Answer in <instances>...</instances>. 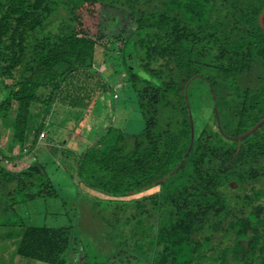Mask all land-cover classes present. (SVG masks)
Returning <instances> with one entry per match:
<instances>
[{
	"label": "trees",
	"instance_id": "1",
	"mask_svg": "<svg viewBox=\"0 0 264 264\" xmlns=\"http://www.w3.org/2000/svg\"><path fill=\"white\" fill-rule=\"evenodd\" d=\"M263 6L264 0H0V86L5 91L0 126L10 131L19 154L24 148L30 152L44 129L48 121L39 118L49 104L57 101L68 112L76 111L72 118L77 120L88 109L78 100L90 98L92 81L84 80L96 71L97 47L113 65L125 64L143 127L131 133V144L123 140L124 129L109 126L77 154L71 150L78 177H69L73 183L111 196L152 187L188 146L185 82L200 78L210 92L216 130L209 128L205 136L201 128L168 181L155 184L159 188L142 200L128 199L133 222L125 229L113 226L110 238L116 249L107 261L113 256L119 259L116 264H264V122L238 146L224 136H235L264 116V32L258 22ZM108 10L127 15L123 24L132 21L130 32L107 37L110 29L99 12ZM127 53L146 76L126 67ZM102 84L95 93L107 88V82ZM34 103L40 105L36 115ZM13 105L14 113L9 110ZM160 107L169 109L165 123L158 121ZM192 121L194 127L193 116ZM27 138L30 144L23 147ZM49 163L37 160L4 171L3 178L13 185L0 191V227H20L17 234L10 230L18 240L15 251L32 258V264H99L81 253L71 224L19 218L18 204L57 194ZM230 180L236 187L222 189ZM229 191L233 196L228 197Z\"/></svg>",
	"mask_w": 264,
	"mask_h": 264
},
{
	"label": "rangeland",
	"instance_id": "2",
	"mask_svg": "<svg viewBox=\"0 0 264 264\" xmlns=\"http://www.w3.org/2000/svg\"><path fill=\"white\" fill-rule=\"evenodd\" d=\"M100 8L101 6L99 9ZM122 16L123 14H121L120 11L108 10L107 13L102 11L101 14L99 12V17L100 20L102 19L103 26L106 29H110L107 37H111L120 31L122 34L130 32L133 23L130 20L123 24L124 18H126L127 15ZM122 26H125L126 31L121 30ZM92 66L96 69V71L93 72V78L84 80L86 82L92 81L90 85L93 89L89 94L90 98L87 100L80 98L78 100L80 104L84 103L87 105L88 109L85 110L82 116L80 115V119L77 120L74 119L75 116H78L76 111H74V113L68 112L67 108L57 101H54L53 104H49L45 115L40 117L41 114H39L37 116V118L40 117L39 121L42 119L48 121L43 125L44 129H46V135L42 138H35L36 141L32 145L26 159L21 158L9 160L7 162L3 161L0 164V183L2 185L8 179V177L3 178L5 170H16L12 168L13 162L16 168H21L27 167L31 162L36 163L37 160L42 163L46 162L47 164L50 159H53V163L51 162L49 166H47L50 168L47 173L51 171L53 178L57 181V194L54 196L30 199L29 201L27 200L23 206L19 204L17 207V213L21 214L19 218L22 220L27 218L28 221H33V223L36 224L43 222L49 225L64 224L68 226L71 224L72 231L79 239L80 247H83L81 253L84 252L85 256L88 258H97L99 264H116L119 259L116 258L115 260L113 256L107 261V256H110L112 251L116 249V246H113L112 239L110 238L111 233L116 230L114 227H118L117 229L129 227L133 222L134 217H132V215L135 211L133 204L128 202H130V200L132 201V199L142 200L140 197L141 195L155 191L157 186L145 188L143 191L131 194L125 193L121 196H111L104 194L102 191L83 186L79 182L74 181L73 183L71 180H68L71 175L75 177V179L78 178L75 176V160H72V157H74L79 150L86 148L91 142L96 141L102 136L105 127L112 126V131L117 128L124 129L125 133L123 135V140L127 144H131L133 138L131 133L140 131L144 124V120L134 104L133 98L135 95L130 91L131 87H128L126 83L127 81L124 73L125 64L119 61V64H116V66H118L116 68V66L111 63V59L103 56L101 47H97ZM130 66L133 68L134 65ZM130 66L126 59V67L130 68ZM134 71L140 76H146L140 69H134ZM77 80L75 81L77 82ZM104 82H107V88L95 93V90L101 89L102 83ZM187 88L190 109L194 118V137L200 136L198 131L203 127H205V132L202 135L206 133L205 136H208L211 134L208 129L212 128L215 131L216 125L212 118V100L207 85H205L200 78H193ZM38 91L45 92V89L40 87ZM4 92V89L0 86V98H2ZM39 106L40 105L37 103H34L31 107L35 115L39 110ZM9 110L14 113V105L13 107L11 106ZM168 113L169 109L167 107H160L158 121L160 123H165L168 120ZM72 116L74 118H72ZM34 133L35 132L32 130L30 136H34ZM70 134H72L71 138H69ZM74 139L76 143H78L76 144L78 147L74 146ZM26 141L27 146L30 139L27 138ZM43 145L46 146L44 147ZM74 148L75 151L78 150L76 154L71 151H74ZM166 181H168V178L165 182ZM28 182L29 180L27 183ZM3 186L4 184L2 187ZM232 193L233 192L229 191L228 197L233 196ZM113 213H117L116 216H113ZM113 223L116 225H111ZM5 226L6 229L3 226L0 227V239H2L1 235L6 233L8 229V224ZM11 229L17 234L20 227L16 226ZM12 235L15 234L11 232V236ZM13 239L18 241L17 238L13 237ZM16 241L13 243L17 244ZM8 248L9 247L6 248L5 252L0 253V264H32L34 261L32 258L20 257L17 254L15 257L14 248L11 246L9 251ZM120 250L123 251L124 249ZM76 251L79 252L80 250ZM102 253H106V255ZM123 255L122 253V256ZM132 264L142 263L140 260L138 263L134 260Z\"/></svg>",
	"mask_w": 264,
	"mask_h": 264
},
{
	"label": "water",
	"instance_id": "3",
	"mask_svg": "<svg viewBox=\"0 0 264 264\" xmlns=\"http://www.w3.org/2000/svg\"><path fill=\"white\" fill-rule=\"evenodd\" d=\"M263 16H264V6L261 8L260 12H259V15H258V22H259V26L262 28L263 32H264V22H263ZM57 21H59V19H57ZM56 21V22H57ZM126 59H127V62L130 65H134L133 68L130 66L131 69H139L137 68V63H136V59L134 58V55L132 53H129L127 56H126ZM193 79V77H190L184 84V88H183V95H184V100H185V105H186V108L188 110V116H189V120H190V138H189V142H188V146H187V149L184 151L183 153V156L181 157V159L167 172L165 173L164 175H162L161 177H159L158 179H156L155 181H153L151 184H156L158 182H162L163 180H165L169 175H171L173 173V171H175V169H177L181 163L183 162V160L185 159V157L187 156L188 154V151L190 150L191 148V145H192V142H193V139H194V127H193V121H192V115H191V111H190V104H189V101H188V95H187V87H188V84L189 82ZM214 112H215V116H216V123L218 125V128H220V125H219V118H218V113H217V110H216V106L214 104ZM264 122V116L261 117L260 119H258L252 126H250L249 128H247L245 131L237 134V135H226L224 133V136L226 138H229V139H234L237 141V146L239 145L240 143V140L244 137H246L247 135H249L250 133H252L254 130H256L260 124H262ZM221 129V128H220ZM236 181L235 180H230L228 181L224 186H222V189H225L226 187H230L231 189H234L236 187ZM143 187H147L146 186H143ZM135 190H130L128 191L127 193L128 194H131L133 193Z\"/></svg>",
	"mask_w": 264,
	"mask_h": 264
},
{
	"label": "crops",
	"instance_id": "4",
	"mask_svg": "<svg viewBox=\"0 0 264 264\" xmlns=\"http://www.w3.org/2000/svg\"><path fill=\"white\" fill-rule=\"evenodd\" d=\"M31 110H32V108H31ZM33 111V110H32ZM35 120H37L38 121V118L36 117L35 118ZM3 128L0 126V146H2L3 144H6V146H4L3 147V150L1 149V154H0V164L3 162V161H5V162H7V161H9V160H15V159H21V158H23V159H26V157H27V154H29V152L28 151H24V149H22V153L23 154H19V149H18V147H17V145L14 143V141L10 138V131L8 130V129H4V131L2 130ZM70 136V138L72 137V134L71 135H69ZM74 138V137H73ZM3 140V141H2ZM2 142H4V143H2ZM26 142L27 141H24V143H23V147H27L26 146ZM73 143H74V146H77L78 147V145H76V144H78V143H76V140L74 139V141H73ZM72 143V144H73ZM15 144V145H14ZM30 144V142L27 144V145H29ZM2 151L3 152H7V154H4V153H2ZM74 151H75V148H74ZM78 150H76L75 152H77ZM10 154H18L17 156H15L13 159L12 158H9L8 156H5V155H10ZM13 164V166H12V168H14V169H16V170H19L20 168H16L15 167V164H14V162L12 163ZM22 168V167H21ZM16 170H12V169H10V171L11 172H13V171H16ZM13 180H10V179H8V180H6L3 184H4V186L2 187V185H1V183H0V191L2 192H4L5 191V193L7 192V190L8 189H10L11 187H12V185H13V182H12ZM25 203H26V201L24 202V203H21L20 205H25ZM19 205V204H18ZM1 214V213H0ZM2 220H4V219H2L1 217H0V223L2 222ZM13 227V225L12 226H8V229L6 230V233H3L2 235H1V238L2 239H0V253H2V252H5L6 251V248L7 247H11L12 246V248H14V255H15V257H16V251H15V248H16V243L14 244L13 242L15 241L13 238H10V237H8V236H11V228ZM11 243H13V244H11ZM9 248H8V251H9ZM42 263H45V262H41V261H35L33 264H42ZM46 264V263H45Z\"/></svg>",
	"mask_w": 264,
	"mask_h": 264
},
{
	"label": "built area",
	"instance_id": "5",
	"mask_svg": "<svg viewBox=\"0 0 264 264\" xmlns=\"http://www.w3.org/2000/svg\"><path fill=\"white\" fill-rule=\"evenodd\" d=\"M45 135H46V130L41 129V130L38 131L36 137H38V138H42V137H44Z\"/></svg>",
	"mask_w": 264,
	"mask_h": 264
},
{
	"label": "flooded vegetation",
	"instance_id": "6",
	"mask_svg": "<svg viewBox=\"0 0 264 264\" xmlns=\"http://www.w3.org/2000/svg\"><path fill=\"white\" fill-rule=\"evenodd\" d=\"M156 180V179H155ZM166 180V179H165ZM164 181V180H163ZM162 181V182H163ZM158 183H161V182H158ZM157 184V183H156ZM143 186H146V185H143ZM153 186H155V184H153ZM145 188L147 189V188H149V186L147 185V187H143V188H141L139 191H143V190H145ZM157 188H159V186L157 185ZM145 195H148V193L147 194H144V195H141V196H145Z\"/></svg>",
	"mask_w": 264,
	"mask_h": 264
}]
</instances>
